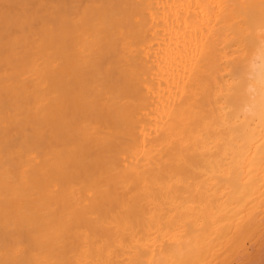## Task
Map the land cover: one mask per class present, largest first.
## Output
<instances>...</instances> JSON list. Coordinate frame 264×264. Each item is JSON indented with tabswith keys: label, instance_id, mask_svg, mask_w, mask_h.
Instances as JSON below:
<instances>
[{
	"label": "bare ground",
	"instance_id": "1",
	"mask_svg": "<svg viewBox=\"0 0 264 264\" xmlns=\"http://www.w3.org/2000/svg\"><path fill=\"white\" fill-rule=\"evenodd\" d=\"M0 264H264V0H0Z\"/></svg>",
	"mask_w": 264,
	"mask_h": 264
}]
</instances>
